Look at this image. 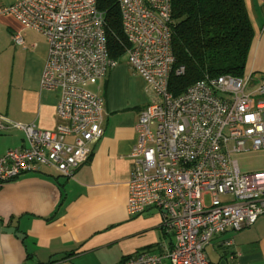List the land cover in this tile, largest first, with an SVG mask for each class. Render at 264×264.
I'll return each instance as SVG.
<instances>
[{
	"label": "built area",
	"instance_id": "built-area-1",
	"mask_svg": "<svg viewBox=\"0 0 264 264\" xmlns=\"http://www.w3.org/2000/svg\"><path fill=\"white\" fill-rule=\"evenodd\" d=\"M96 5L97 0H18L0 6L1 15L46 39L39 83L56 92L59 120L52 131L13 125L27 146L0 158V189L42 167L72 177L101 138L103 100L89 86L118 62L109 58ZM118 8L128 45L125 62L143 79L149 97L134 126L126 209L131 217L156 210L173 239L157 253L143 250L122 264H209L206 247L215 236L264 216V171L242 172L237 160L264 151V74L205 76L173 96L169 76L182 75L184 67L173 69L171 0H118ZM12 42L22 45L21 34H13ZM1 120L0 129L7 128Z\"/></svg>",
	"mask_w": 264,
	"mask_h": 264
},
{
	"label": "crops",
	"instance_id": "crops-1",
	"mask_svg": "<svg viewBox=\"0 0 264 264\" xmlns=\"http://www.w3.org/2000/svg\"><path fill=\"white\" fill-rule=\"evenodd\" d=\"M15 1L0 0V6ZM244 4L254 37L243 78L264 74V0ZM16 33L22 45L12 42ZM47 50L42 35L0 14V117L7 126L0 129V158L27 146L14 124L52 131L59 123L57 94L39 83ZM92 91L103 100V133L87 162L70 178L42 167L1 187L0 264H122L137 252L157 253L173 244L159 212L148 209L131 217L126 209L134 126L149 99L143 79L120 62ZM239 158L242 171H264V151ZM206 255L209 264H264V216L250 227L215 236Z\"/></svg>",
	"mask_w": 264,
	"mask_h": 264
},
{
	"label": "trees",
	"instance_id": "trees-1",
	"mask_svg": "<svg viewBox=\"0 0 264 264\" xmlns=\"http://www.w3.org/2000/svg\"><path fill=\"white\" fill-rule=\"evenodd\" d=\"M103 14L109 58L125 60L128 47L123 37L118 0H97ZM173 69L168 90L179 96L208 77H242L254 37L244 0H171Z\"/></svg>",
	"mask_w": 264,
	"mask_h": 264
},
{
	"label": "rangeland",
	"instance_id": "rangeland-1",
	"mask_svg": "<svg viewBox=\"0 0 264 264\" xmlns=\"http://www.w3.org/2000/svg\"><path fill=\"white\" fill-rule=\"evenodd\" d=\"M125 62V60H123L122 61V63H124ZM256 85V82H253V83H251V84H249L248 86H247V88H246V92H249V91H251V90H253V87ZM89 89L90 90H92V89H95V85H91V86H89ZM145 107V106H144ZM142 110V109H141ZM240 161H241V158H239V161H238V163H239V168H240ZM240 170H241V168H240ZM242 171V170H241ZM254 171H257L258 172V170H254ZM261 171H263V170H261ZM242 172H244V171H242ZM250 172V171H249Z\"/></svg>",
	"mask_w": 264,
	"mask_h": 264
},
{
	"label": "bare ground",
	"instance_id": "bare-ground-1",
	"mask_svg": "<svg viewBox=\"0 0 264 264\" xmlns=\"http://www.w3.org/2000/svg\"><path fill=\"white\" fill-rule=\"evenodd\" d=\"M17 1H18V0H16L15 2H17ZM15 2H14V3H15ZM14 3H13V4H14ZM11 5H12V4H11ZM9 6H10V5H9Z\"/></svg>",
	"mask_w": 264,
	"mask_h": 264
}]
</instances>
